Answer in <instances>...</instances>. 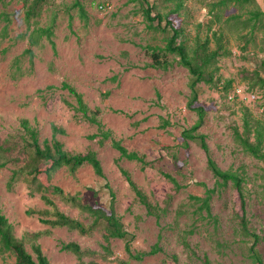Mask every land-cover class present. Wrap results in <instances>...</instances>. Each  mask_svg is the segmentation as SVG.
I'll list each match as a JSON object with an SVG mask.
<instances>
[{"label": "rangeland", "instance_id": "rangeland-1", "mask_svg": "<svg viewBox=\"0 0 264 264\" xmlns=\"http://www.w3.org/2000/svg\"><path fill=\"white\" fill-rule=\"evenodd\" d=\"M213 0H185L186 9L175 21L186 27L192 39L198 28L210 18L205 3ZM140 0H50L41 14L30 23L24 18L22 0H5L1 10L11 12L12 20L0 18V143L6 138H19L24 133L22 119L30 120L38 130L39 139L51 138L53 125L66 132L58 139L72 153L97 152L105 176H98L93 167L85 164L72 171L62 167L51 176L40 174L45 194L53 199L58 209L70 217L91 225L94 218L65 201L53 191L60 186L65 193L77 195L83 203L107 208L111 196L106 183L115 192L114 207L124 227L133 236V253L149 251L155 244L161 250L143 259L130 257L125 240L105 239V225L99 224L91 233L81 234L67 227H53L42 218L52 209L25 182L8 189L12 169L8 164L0 168V207L13 225L18 238H25L26 248L34 256L32 242L27 235L38 233L37 242L51 264H202L206 255L212 264H254L245 236L239 224L242 202L232 186L222 187L210 201L211 215L193 196L205 197L206 189L216 186V178L207 167V156L200 145L190 140L183 144V128L192 126L198 116L188 107L191 95L190 75L184 66L174 61L168 68L153 66L150 47L164 45V34L150 29L141 12ZM156 3L155 11L166 13L172 3ZM264 10V0H257ZM104 4L103 7L100 5ZM83 7V10L81 9ZM229 12L237 13L236 7ZM179 21V22H178ZM52 26L56 47L46 36L33 45V56L26 52L30 30ZM232 55L220 60L222 81L233 80L235 85H248L260 94V100L250 103L255 118L264 120V88L254 84L255 72L264 77L260 63L264 52L263 33L254 43L242 50L238 33L226 31ZM173 57V56H171ZM170 57V58H171ZM18 65H17V63ZM21 66V71L17 70ZM23 73V74H21ZM64 82L83 95L91 110L100 108L105 129L129 149L151 161L144 170L141 163L121 158L120 152L107 139L92 138L98 126L84 119L76 110V98ZM255 85V86H254ZM207 109L206 121L200 132L206 134L212 156L223 169L239 171L244 176L246 214L249 227L260 235L256 245L264 264V159L245 153L236 142L234 130H242L245 105L230 101L224 90L201 83L198 104ZM164 119L171 124L163 127ZM120 167L149 196L150 201L168 211L159 220L148 214L137 199ZM163 173L173 176L180 188ZM206 184V185H203ZM182 213L177 217V212ZM190 248L183 245L185 230ZM77 242L82 249L94 251L79 257L62 250L63 243ZM192 249V250H191ZM15 257L1 255L0 264L14 263Z\"/></svg>", "mask_w": 264, "mask_h": 264}, {"label": "trees", "instance_id": "trees-1", "mask_svg": "<svg viewBox=\"0 0 264 264\" xmlns=\"http://www.w3.org/2000/svg\"><path fill=\"white\" fill-rule=\"evenodd\" d=\"M50 0H22V8L24 10V18L30 23L33 18L41 14L45 4ZM141 12L150 29L161 31L164 34V45L150 47L153 62L155 67L168 68L172 65L173 60L187 68L190 81L189 88L191 95L188 101V107L195 111L198 118L196 122L188 127L183 128L181 138L184 146L187 147L190 140L197 142L205 151L207 156V167L216 178V186L206 189L205 197L193 196L192 199L200 202L197 207L199 211L206 210L211 215L210 201L216 192H221L222 187L232 186L237 190L242 202V214L239 215V224L242 233L250 237L252 244L249 247L254 264H262L263 259L256 245L261 237L249 227V220L246 214V193L244 191V176L237 170L223 169L212 156L206 134L200 132L201 127L206 121L208 112L204 104H198L199 85L201 83L224 90L227 97L231 92L233 80L222 81L219 75V62L222 58L232 55L230 47V39L226 34L227 30L235 29L238 33V39L242 43V50H247L251 43L255 44L258 33H263L262 40L264 41V10L258 4L257 0H213L205 3L208 8L210 18L206 23H199L198 28L206 27V34L203 36L200 30L195 37L190 39L186 34V27L175 21L176 16H180L183 10L186 9L185 0H162L163 2L172 3L169 11H155L156 3H151L150 0H140ZM0 5H5V0H0ZM100 6H104L101 4ZM231 7H236L239 12H229ZM82 11L83 7H81ZM0 18L7 21L5 31L8 29L9 23L12 20L11 12L1 10ZM179 22V21H178ZM54 31L52 26L36 27L30 30L29 46L26 50L32 57L34 52L33 45H37L39 40L46 36L52 47L55 50L56 43L53 39ZM260 51L264 52V46L260 47ZM173 56V57H171ZM171 57V58H170ZM173 59V60H172ZM17 63V62H16ZM18 65V63H17ZM260 68L264 70V58L260 63ZM20 72L21 66L17 67ZM23 74V73H21ZM254 84H259L264 88V77H261L259 70L255 72ZM255 86V85H254ZM63 88L75 96L76 110L83 113L84 119L98 126L99 131L92 135V138L101 137L100 144H104L107 139L112 140V146L120 152L121 158H126L130 161L141 163V169H145L151 161L146 160V156L135 150H129L121 140L113 137L111 129H105L101 118L98 115L100 108L91 110L85 102L83 95L77 89L67 82L62 85ZM250 87V86H249ZM234 88V87H233ZM250 89L254 90L252 87ZM260 100V99H259ZM235 102V101H233ZM245 105L242 118V130L236 127L234 137L236 142L241 146L242 150L258 159H264V120L255 118L250 110L249 105ZM169 120L164 119L163 127L168 126ZM21 125L24 133L15 138H6L0 143V168L6 167L8 164H13L16 167L12 169L8 181V189L13 190L14 186L20 182H25L34 192H42L44 201L52 207L47 211L51 218H42L41 221L50 224L53 227H67L71 230H76L81 234H89L95 226L99 224L105 225V239L109 241L111 238H119L125 240V248L130 257L143 259L147 255L158 253L162 248L157 243L149 251L133 253L131 249V240L133 236L124 227L121 217L118 215L115 207V192L106 183L111 196V204L107 208L93 206L89 203H83L77 195L65 193L60 186H53V191L59 194L65 201L79 208L84 212H88L94 218L91 225H85L82 221L68 216L60 211L51 197L45 194L40 174L46 173L51 176L55 171L62 167H68L75 171L79 167L89 164L93 167L95 173L104 177L103 166L98 154L94 150H89L86 153H72L64 148V144L57 137L59 133L64 134L66 131L62 127L53 125V133L51 138H45L42 142L39 139L38 130L31 124L30 120L22 119ZM122 174L125 176L130 187L135 192L137 199L143 204L148 214L155 215L159 220L168 211L167 207H161L158 204L152 203L149 196L138 186L133 180L128 170L120 167ZM170 178L177 188H180L178 181L168 173H163ZM203 185H206L203 183ZM182 211L177 212V217ZM183 236V245L190 248L187 234H192L193 229L185 230ZM29 236L32 242V249L35 256L26 248L25 238H18L13 230L12 223L3 213L0 207V254L14 256L15 261L11 264H51L48 257L43 253L41 245L37 242L38 233H31ZM62 250L71 251L72 253L82 257L87 254H95L94 251L84 250L77 242H69L62 244ZM192 250V249H191ZM83 264H98L91 261ZM127 264V263H126ZM202 264H212L208 256L202 258Z\"/></svg>", "mask_w": 264, "mask_h": 264}, {"label": "built area", "instance_id": "built-area-1", "mask_svg": "<svg viewBox=\"0 0 264 264\" xmlns=\"http://www.w3.org/2000/svg\"><path fill=\"white\" fill-rule=\"evenodd\" d=\"M102 7V6H101ZM230 101L238 103H244L249 105L250 103H256L260 99V94L256 90L250 89L247 85H235L232 91L228 95Z\"/></svg>", "mask_w": 264, "mask_h": 264}]
</instances>
